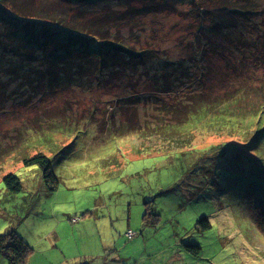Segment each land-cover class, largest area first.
<instances>
[{
  "label": "rangeland",
  "instance_id": "obj_1",
  "mask_svg": "<svg viewBox=\"0 0 264 264\" xmlns=\"http://www.w3.org/2000/svg\"><path fill=\"white\" fill-rule=\"evenodd\" d=\"M251 1L261 13L264 0ZM202 2L173 0L167 11L120 30L127 38L123 46L136 54L151 50L172 63L177 60L181 68L191 67L195 79L190 82L180 78L182 84L164 86L155 80V66L149 61L142 66L136 55L128 70L108 72L102 79L93 72L75 81L69 75L66 86L54 85L44 94L7 86L9 79L7 87L0 86L8 98L0 103V143L12 150L22 147L20 155L27 159L44 154L58 181L57 189L48 191L38 165L22 161L0 170V234L13 230L33 250L26 264H264V138L246 150L224 133H192V145L184 146L127 130L130 114L135 125H143L146 112L153 114L178 96L222 101H239L240 96L243 107L261 98L253 92L259 91L264 72L254 67V57L244 68L234 64L243 75H225L232 71L230 64L211 52L206 78L212 83L200 75L203 62L194 35L199 30L206 37L212 23L200 7L224 11L232 0ZM252 22L250 33L261 25L259 19ZM38 25H25L32 31L21 36L31 42ZM234 31L237 41L240 34ZM246 40L245 33L240 44ZM0 43L5 46L3 38ZM63 43L61 39L57 45ZM42 55L28 49L24 62L39 67ZM223 145L239 148L230 153ZM212 148L218 149L216 154ZM9 173L22 182V192L13 196L1 183ZM202 219L209 228H202ZM0 264H7L2 257Z\"/></svg>",
  "mask_w": 264,
  "mask_h": 264
},
{
  "label": "trees",
  "instance_id": "obj_2",
  "mask_svg": "<svg viewBox=\"0 0 264 264\" xmlns=\"http://www.w3.org/2000/svg\"><path fill=\"white\" fill-rule=\"evenodd\" d=\"M54 1L0 0V34L2 35H0V41L2 38L5 40V46L0 43V86L2 88L16 85L17 89L19 87L27 90L32 89L35 95L39 91L44 94V92L53 90L54 85L66 86V83L70 82L69 75H71V81H75L78 76L93 72L96 79H102L107 77L108 72L111 73L117 69L128 70L127 65H132L136 61V55L137 59L141 60L142 66L147 61L155 66L154 69H157L155 80L164 86L182 84L180 78H183L185 82L195 79L194 74L190 73L191 67L181 68L182 65L177 62V58H175V64V61L172 63L167 57L162 59L155 56L151 50L148 53L137 52L141 54H136L123 46L124 43H127V38L123 36V32H120L122 27H125L127 23L136 25L138 21L149 15L167 11L173 0ZM109 1H115V3L106 4ZM197 1H203L202 4H212V0ZM61 3L66 5H61ZM91 3H101L103 6L96 9L90 7ZM201 8L209 13L206 16L212 20V23L207 30L206 37L199 30H196L194 35L195 45L199 44V48L197 47V54L200 55L198 60L202 59L203 62L200 75L210 81V84L212 83L213 79L206 78L209 71H207L206 65L214 59L211 52L219 57L220 62L225 66L230 64L232 71L225 75H234L236 72L242 74L241 70L245 67L244 64L246 61L249 62L252 57L254 59L251 61L256 64L254 67L258 69L257 66H259L264 72V8L260 9V13L256 5L253 6L251 0H232L224 11L218 10V12L216 7L207 9L201 6ZM215 15L216 18H213ZM29 19L31 21L27 23L33 24L35 28L39 24V30L34 32L36 37L32 38L31 42L25 40L28 36H21L24 32L28 35L29 31H32L30 26L25 28V25H28L25 21ZM255 19L261 20V25L257 32L250 33L251 22ZM47 22H50L52 26L46 25ZM236 28L241 37V39L238 37L237 41L232 38V35L236 34L234 31ZM245 33L249 40L240 44ZM61 39L65 43L58 46L57 43ZM230 40L231 45L228 42ZM220 43H226L227 47L224 45L219 47ZM19 44L23 45V49L19 47ZM70 44L72 45L68 46ZM28 49L39 50L46 56V59L43 60L42 55L39 67L24 62L28 55ZM2 56L7 58L4 61L8 63L5 64ZM235 63L242 65V68H238L234 65ZM198 64L199 62H196L197 68ZM171 67H173V71L169 73L168 70ZM213 70H211L212 73ZM184 71L188 72L185 76ZM14 72H18L19 75L10 77V74ZM73 76L75 77L73 78ZM12 78H15V82L12 81ZM8 79L10 81L6 83L7 86H4ZM224 81L223 76L220 82ZM262 82L264 83V73L259 80L261 84L259 91L256 89L258 92L255 90L253 92L254 94L259 93L261 98L245 107L240 105L239 101L242 99L240 96L239 101L236 98L222 101L218 97L213 100L212 97L203 96L186 100L184 97L178 96L172 99L170 105L156 109L153 114L146 112L143 125L141 123L135 125L137 123L135 115L130 114L127 120V130L134 134L137 133V137L143 139L148 136L158 137L170 141L175 140L173 144L179 143L184 146L192 145V135L195 133L198 135H221L224 133L235 137L242 145L239 146L240 148L253 150L256 142L264 138V86H262ZM206 84L208 85L207 81ZM172 89L174 90V88ZM172 89L169 91L171 92ZM243 93L248 94L249 92L243 91ZM238 94L242 95L241 92ZM5 95V90L0 89V103L3 100H8ZM28 130L30 129L27 128L26 132ZM34 130L32 129L31 132ZM27 135L28 133H26V137ZM186 135H190V137L186 138ZM26 139L25 143L29 141L28 137ZM223 147L230 153L239 148L233 145H223ZM21 149L22 147L8 149L6 144L0 143V170H5L4 164L9 162L14 164L17 161H22L25 166L38 165L48 191H55L58 181L51 169L49 159L41 153L27 159L20 155ZM217 150L212 148L215 154ZM1 183L9 195L13 196L22 192V182L14 174L5 175L1 179ZM146 218L147 214H145ZM199 224L203 229L209 228L206 219H202ZM131 238H133V234ZM198 250L195 248L194 251L198 252ZM32 251L15 231L0 234V257L4 258L7 264H26Z\"/></svg>",
  "mask_w": 264,
  "mask_h": 264
},
{
  "label": "built area",
  "instance_id": "obj_3",
  "mask_svg": "<svg viewBox=\"0 0 264 264\" xmlns=\"http://www.w3.org/2000/svg\"><path fill=\"white\" fill-rule=\"evenodd\" d=\"M128 237H129V238H131V237H132V234H131L130 232L128 233Z\"/></svg>",
  "mask_w": 264,
  "mask_h": 264
}]
</instances>
